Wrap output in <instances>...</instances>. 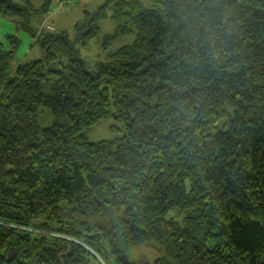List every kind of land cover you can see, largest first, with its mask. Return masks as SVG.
<instances>
[{
    "label": "trees",
    "instance_id": "obj_1",
    "mask_svg": "<svg viewBox=\"0 0 264 264\" xmlns=\"http://www.w3.org/2000/svg\"><path fill=\"white\" fill-rule=\"evenodd\" d=\"M52 1L0 0L42 53L0 42V264H264V0H107L38 36ZM101 20L135 40L90 65Z\"/></svg>",
    "mask_w": 264,
    "mask_h": 264
},
{
    "label": "rangeland",
    "instance_id": "obj_2",
    "mask_svg": "<svg viewBox=\"0 0 264 264\" xmlns=\"http://www.w3.org/2000/svg\"><path fill=\"white\" fill-rule=\"evenodd\" d=\"M41 1L42 0H33L37 7L41 6ZM106 2L107 0H73L69 4L63 3L64 5L59 6L58 0H53L47 16H44L34 24L38 36L44 32H59L62 30L68 31L70 36L74 38L75 27L85 20V12L94 13L102 5L106 4ZM54 7L57 9L56 11L54 10ZM52 12L55 13L53 17L50 14ZM98 24L101 31L96 38L91 40L86 47L81 46L79 43L76 44L81 52L83 60L90 65L96 64L97 62H107L112 52L118 48L132 44L135 40L133 35L118 37L116 40L111 41L106 48L104 46V38L106 36L114 35L117 29V23L111 20H101ZM49 25L52 26L54 30H50L48 28ZM8 35H16L22 42L21 47L17 52L19 60L28 62L36 58L40 59L42 53L38 46L33 47L34 39L31 35L24 31H17L15 23L11 20L0 17V42L5 43ZM84 134L94 143L112 141L126 136V128L122 122L111 117L101 121L90 129L85 130ZM130 256L136 260L147 258V260L152 262L156 257V253L146 246H139L134 248L130 253ZM93 264H95V262Z\"/></svg>",
    "mask_w": 264,
    "mask_h": 264
},
{
    "label": "built area",
    "instance_id": "obj_3",
    "mask_svg": "<svg viewBox=\"0 0 264 264\" xmlns=\"http://www.w3.org/2000/svg\"><path fill=\"white\" fill-rule=\"evenodd\" d=\"M73 0H58V5L59 6H62V5H64V4H69V3H71ZM64 3V4H63ZM54 10L56 11L57 9H56V7H54ZM51 15H54L55 13H50ZM48 28L50 29V30H54V28L52 27V26H48Z\"/></svg>",
    "mask_w": 264,
    "mask_h": 264
},
{
    "label": "crops",
    "instance_id": "obj_4",
    "mask_svg": "<svg viewBox=\"0 0 264 264\" xmlns=\"http://www.w3.org/2000/svg\"><path fill=\"white\" fill-rule=\"evenodd\" d=\"M52 17H53V15H52Z\"/></svg>",
    "mask_w": 264,
    "mask_h": 264
}]
</instances>
